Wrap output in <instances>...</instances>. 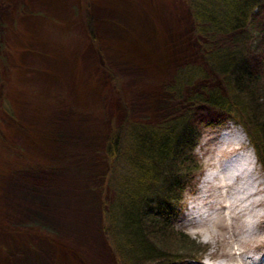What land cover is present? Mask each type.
Masks as SVG:
<instances>
[{
    "label": "rangeland",
    "instance_id": "374dc122",
    "mask_svg": "<svg viewBox=\"0 0 264 264\" xmlns=\"http://www.w3.org/2000/svg\"><path fill=\"white\" fill-rule=\"evenodd\" d=\"M191 12L187 0H0V264H126L120 225L109 219L119 195L109 184L105 142L127 122L182 114L200 130L193 154L202 171L195 173L190 160L193 175L172 227L196 242L195 251H205L197 261L173 264L264 261V203L246 242L250 232L240 219L223 217L215 195L211 208L203 204L205 215L218 211L215 223L207 220L212 215L195 222L187 216L189 204L204 195L200 183L215 169L223 132L247 142L232 151L250 157L264 200V172L246 130L225 111L186 100L203 88L230 91L210 74L208 43L196 33ZM245 29V57L263 81L264 2ZM228 43V35H218L209 47ZM197 67L202 78L175 86L180 70ZM122 162L113 179L123 175Z\"/></svg>",
    "mask_w": 264,
    "mask_h": 264
},
{
    "label": "trees",
    "instance_id": "16d2710c",
    "mask_svg": "<svg viewBox=\"0 0 264 264\" xmlns=\"http://www.w3.org/2000/svg\"><path fill=\"white\" fill-rule=\"evenodd\" d=\"M187 1L196 33L208 43L204 61L210 74L222 77L230 91L224 95L218 88H203L186 100L190 105L205 102L223 110L241 125L250 136L249 142L264 171V117L259 113H264V80L253 76L245 57L246 23L264 0ZM87 30L91 32L89 27ZM218 35H228L230 46L211 49L209 46ZM203 74L201 67L183 69L173 81L176 87L187 86ZM199 137V128L191 127L184 114L158 123L130 121L111 129L104 155L111 165L109 184L112 182L119 198L110 209L109 219L120 225L118 233L128 248L120 254V261L173 264L196 259L200 251H205L203 247L195 251L196 242L172 227L176 203L181 201L193 175L189 163L193 162L195 173L201 170L193 154ZM120 159L123 175L113 179ZM116 246L123 249L119 243Z\"/></svg>",
    "mask_w": 264,
    "mask_h": 264
},
{
    "label": "bare ground",
    "instance_id": "6f19581e",
    "mask_svg": "<svg viewBox=\"0 0 264 264\" xmlns=\"http://www.w3.org/2000/svg\"><path fill=\"white\" fill-rule=\"evenodd\" d=\"M133 57L135 56H131L130 58ZM218 137L224 147L221 149L220 157L213 162L215 169L205 175L200 183V190L204 193L201 196V201L198 200L189 204L187 216H189L191 222H195L202 221V219L206 220L207 217L212 215L207 220H209V224L215 223L218 211L205 215L207 210L203 209V204L208 206L207 209L212 207L213 203L210 202V199L215 195L218 197L216 206L220 205L219 209L223 211V217L228 216V219L234 220L240 219L241 225L245 226L248 232H250L251 236L248 237V240H246L247 238L244 239V242H246L251 240L255 234L252 233V228L257 225L254 219L259 218V207H262L264 203V200L259 197L258 183L255 177V165L245 152L233 154V148L238 149V146L242 143L247 145L245 139H241L235 131L223 132ZM246 212H248L249 216L248 221L243 220ZM230 253L235 254L234 252ZM263 255L264 251L260 254V257ZM254 260L257 264H263L264 262L258 257L257 259L254 258ZM203 264L210 263L204 260Z\"/></svg>",
    "mask_w": 264,
    "mask_h": 264
}]
</instances>
